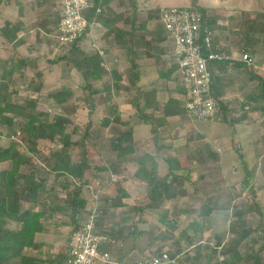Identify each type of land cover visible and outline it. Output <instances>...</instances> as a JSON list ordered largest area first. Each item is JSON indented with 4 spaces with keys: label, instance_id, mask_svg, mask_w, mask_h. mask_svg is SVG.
<instances>
[{
    "label": "trees",
    "instance_id": "1",
    "mask_svg": "<svg viewBox=\"0 0 264 264\" xmlns=\"http://www.w3.org/2000/svg\"><path fill=\"white\" fill-rule=\"evenodd\" d=\"M112 1L95 0V5L85 14L90 22L100 24L104 28V35L107 36V39L105 40L106 46L102 51L86 52L85 48L81 46L82 41L87 39L86 34L72 44L60 45L62 49L58 58L67 60L72 68H76L81 73L84 80V85H82L84 101L88 104L85 106L89 108V111L86 129L80 138L76 140L73 138L78 133L77 129L68 131V125L71 122L69 116L78 108V105H72V108L67 105L71 97L69 87L62 85L59 91L50 95L54 104L60 106L65 112L48 114L36 109L38 98L27 97L22 102L11 101L8 93L9 84L0 77V127L6 126L12 132L11 137L19 135L18 140L20 143L29 145L30 152H37L39 141H47L53 144L50 157L53 159V164L47 170L44 168L36 170L33 158L16 150L17 145L20 144L17 140L10 141L8 146L0 145V164L8 163L4 168H0V264H69L72 236L80 229L87 214L88 200L83 197V189L88 187L92 180L87 177L88 173L97 180V185L93 189L95 194L100 189L108 188L112 183L116 186L119 185L112 176L115 173H120L121 167L117 164L104 165L98 163L93 165L87 151V143L92 138L90 132L93 126L91 115L97 110V98L102 95V92H106L108 98L125 92L128 104L136 111L135 117H137L138 122L151 128L154 145L157 149L154 154L138 153L133 142V121L123 119L119 106L109 107L111 113L105 117L104 125L117 124L120 127H128L117 131V135L111 142L112 152L115 153V158L124 165H135L134 179L143 184L146 196L149 198L144 207L131 206L122 220H127L130 215L134 214L143 221L142 215L147 210L160 209L165 202L175 199L177 196L184 197L187 195L184 182L190 180V171L182 166L181 156L169 157L161 154L163 149L169 147L162 143L161 128L164 126L174 127V124L177 126L178 123H174L170 119L188 114L182 101L184 90L175 74L177 65L172 63L171 58H163L165 52L159 46H156V49L152 48L151 41L141 34L142 31L147 30L148 17L142 18L140 16L141 10L137 0H124L128 2L129 6V9L124 12L110 10L109 5ZM4 3L7 4L8 0H0V6ZM190 7L201 13L203 25H208L216 30L217 28L224 29V27L217 25L219 17L213 9L200 7L197 0H191ZM256 19L257 21L247 28L242 24L245 39L243 47L246 49L252 47L250 52L254 58V64L261 66L264 63V50L260 52L258 47L253 48L258 39L250 34L258 37L264 33V14H257ZM120 22L123 23L122 28L118 27ZM44 23H47L46 34L56 32L59 17ZM37 24L40 25L38 22ZM21 26L20 23L14 26L6 21L2 28L4 36L10 41L19 39L18 33ZM90 30L91 28H88L87 31ZM53 44L58 45L57 42ZM116 48L123 51L129 66L124 72L113 69L110 72L111 76L108 82H105L102 88H98L97 84L99 82L102 84L103 77L109 74L105 67L106 56L112 49ZM229 53L231 52L229 51ZM73 55H77V57L73 58ZM141 55L146 58L153 57L158 68L159 76L147 84L142 83V68L136 62ZM229 65L245 69L249 67V64L237 60L216 61L210 65L213 74V92L220 104L218 115L214 121L235 124L241 119L238 118V115L231 113L232 110L228 108V105L223 104L216 87V83L219 82L217 71L225 69ZM25 67H28V60L20 59L18 62L11 63L10 69L4 74H8L7 77L10 80L18 71L23 75L25 71L23 68ZM248 74L250 80L259 81L257 91H254L249 97L253 101L252 107L256 111L264 112V76L256 71H250ZM162 92L171 95L167 100H163ZM242 106L244 108L247 105L242 102ZM76 148L79 149L77 160L73 158ZM240 149L239 147L238 150ZM187 156L191 161L197 158L195 153H189ZM241 157L243 158L242 154ZM198 159L204 163L207 162L204 154L200 153ZM161 161L167 164V172L164 175L159 170ZM260 166L264 167V161L260 163ZM255 169L257 167L254 168L253 172V169L245 164V176L239 183V186L249 191L252 203L248 206L240 201L233 203L230 217L232 216L234 220L228 224L227 229L220 232L215 228V220L212 219L218 212V207L210 204L201 205L198 215H195L196 209L190 211L175 208L173 219H169L168 211L164 210L160 220L163 225L174 231L178 229L180 215L185 213L187 216L195 217L181 230L178 237H172L167 229L156 226L157 236L153 240L167 241L172 246L168 250L159 249L152 253L144 251L142 256L149 257L152 254L167 251L172 256L180 255L178 264H184V261L188 264H243L242 262H245L244 264H264V257L262 256V252H264V211L263 205L258 201V189L253 184L257 179ZM185 173H189L188 176ZM51 176L53 183L49 185ZM120 189L121 193L105 200L110 202L113 207L126 206L122 200L128 198L129 193L123 188ZM63 192H67L66 197H61L60 194ZM234 198L237 200V197ZM101 213L103 211H101L99 204L97 229L99 232L108 235L99 224ZM251 215H254L257 220L255 227L249 223ZM54 218L59 220L56 224L72 227L64 250L53 253L47 249L45 258L28 253V249H38L45 246V242L37 243L35 236L42 233L46 222ZM137 222L140 221L133 220V227L137 226ZM116 225L119 226L120 231L126 226L121 222H117ZM136 226L127 234L128 237L135 240L145 234L144 230H140ZM259 230H261V235H254V232ZM206 231L210 234L206 237L204 244L201 240H204ZM228 233L234 235V238L229 241L225 237ZM213 240L215 245L211 246L210 242ZM225 240L227 241L225 244L230 248L229 252L233 253V258L212 261L210 256L217 254L216 245ZM256 243L260 245L259 249H256ZM240 247L245 248L247 254L242 255L238 252ZM106 248L118 256L115 264H134L125 262L126 255L123 254L121 245L117 247L115 244H110ZM115 248L119 251H116ZM183 251L187 254L186 258L181 255Z\"/></svg>",
    "mask_w": 264,
    "mask_h": 264
},
{
    "label": "rangeland",
    "instance_id": "2",
    "mask_svg": "<svg viewBox=\"0 0 264 264\" xmlns=\"http://www.w3.org/2000/svg\"><path fill=\"white\" fill-rule=\"evenodd\" d=\"M10 1L12 3H4L0 6V77L9 84L8 93L10 99L13 102H22L27 97L32 99L38 98L39 101L36 107L38 111L48 114L64 113L65 110L63 111L60 106L55 105L50 95L59 91L62 85H66L71 91V97L67 103L68 107L72 108V105H78V108L69 116L71 122L68 125V131H72L74 128L77 129L78 133L73 137L76 140L85 132L88 122L89 108L85 106L88 104L84 101L85 96L82 88L84 80L81 73L76 68H72L67 60L58 58L62 48L59 43L58 45L53 44L57 42L55 36H53L54 31L52 34H46L47 23H44L45 21H52L50 20V14H38L40 13V9L45 5H49V7H56L57 5L59 12V1L56 3L50 1L48 3V0H44V2L43 0H28L29 2L27 0H17L20 5L15 4V0ZM29 3L34 5L35 14L36 11L38 14L36 15L38 17L36 22L40 23L44 32L43 30H38L37 27L35 29L32 28L34 26L33 20L27 21L22 18L23 13H25V7ZM197 4L204 9H213L215 14L218 15L219 20L217 25L224 27V29L217 28V41L222 43L228 52L230 51L237 57H240V54L243 52L252 54L250 52L252 51V47H247V49L243 47L245 39L243 37L244 30L242 24L247 28L257 21V14H264V0H197ZM138 5L140 7L146 6L147 8L140 11L142 18H155L156 12L160 8L158 5L163 7L191 6V0H138ZM22 7L23 9L21 10ZM109 9L115 12L127 11L129 9L128 2L113 0L109 5ZM6 21H9L14 26L19 23L24 26H21V36H19V39L10 41L4 36L2 28ZM159 23V29L158 31H154L156 34L153 38L161 39L158 43L160 49L163 51L167 49V43L164 42V37L167 33L161 22ZM94 27H96L97 31V33L95 31L96 35L95 33L93 34L94 37H97L96 40H92L91 38L88 41V39H85L81 43V46L88 53H93L96 50L102 51L106 46L105 40L107 36L104 35V28L100 24H95ZM118 27L122 28L123 23L120 22ZM144 33L146 32H141V34L145 35ZM152 35L147 34L150 37ZM250 35L258 39L253 48L255 46L258 47L260 52L264 50V33L258 37L254 36V34ZM72 57H77V55H73ZM106 58L108 60L111 59L110 62L107 60L105 64L109 74L103 77L102 84L101 82L97 84L98 88H102L104 83L108 82L111 76L110 72L113 69L124 72L129 66L120 48L112 49ZM20 59H27L28 67L23 68L25 70L23 75L18 71L9 80L8 74L4 73L10 69L11 63L18 62ZM142 59L148 60L146 57H142ZM139 65L142 68V65ZM154 65L157 66L155 61ZM250 71H256L264 76V69H260L254 65H249L248 69L229 65L225 69L217 71L219 82L216 83V87L219 91V98L223 104L228 105V108L232 110V114L239 116L238 118L241 120L238 123L229 124L221 121H201L193 119L188 114H182L177 119H170V121L178 123L177 126L174 124V127L164 126L161 128L162 143L169 146L163 149L161 154L169 157L179 154L182 166L190 171V174L185 173L187 176L189 174L190 180L184 182V188L187 192L186 196H177L175 199L165 202L160 209L147 210L142 215L143 221L134 214L130 215L129 219L122 220V217H124L127 210L129 211L131 206L144 207L149 201L143 184L134 179L133 172L136 168L135 165H124V163L115 158V153L111 149V142L117 135V131L119 129H127L128 127H120L117 124L105 126L103 121L111 113L109 107L119 106L123 119L125 121H133V142L138 153H156L157 149L154 145L151 128L138 122L137 117H135L136 111L128 104L125 92H120L119 95H114L112 98H108L107 93L102 92V95L97 98V110L91 115L93 121L90 131L92 138L87 143L90 161L93 165L98 163L104 165L117 164L121 167L122 171L112 176L114 181L118 182V186L112 183L108 188L100 189L97 194L93 190L94 186L97 185V180L88 173L87 177L92 180L89 186L83 189V197L88 200L89 205L92 203L94 197L98 196L100 209L103 211L99 217V224L102 229L106 230L111 240L112 238L115 241L117 239V242L114 243L115 246L119 247L123 245V251L124 249L128 251L127 257H125L126 262L135 263V261L142 259L144 251L152 253L155 250H168L171 248L172 245H169L167 241L153 240L157 236L156 226L167 229L172 234V237H178L181 230L195 217L187 216L183 213L178 220V229L174 231L170 227L163 225L160 220L164 210L168 211L169 219H173L175 208L188 209L190 211L196 209L197 213L195 215H198L201 205L210 204L211 206L218 207V212L215 213L214 218L212 217V220H215V228L220 232L227 229L228 224L234 220L232 216L230 217L234 206L233 203L240 201L245 206L252 203L249 191L239 186V183L245 176V164L252 168L253 172L254 168L257 167L255 169L257 179L253 184L258 189V201L263 205L264 211V167L260 166V163L264 161V112L254 110L252 107L253 101L249 99L250 95L254 91H257L259 83L258 80H250L248 74ZM170 95L169 93H164L162 99L167 100ZM242 102H245L247 106L243 108ZM0 133V145L8 146L12 140H17L20 143L18 140L19 135L11 137L12 132L6 126L0 127ZM52 147V143L39 141L37 152H30V146L23 143L17 145L16 150L25 153V155H30L33 158L36 170L39 168L40 170L41 168L47 170L53 164V159L50 158L53 151ZM239 147L241 148L240 150H238ZM199 151L207 158L206 163L202 160L199 161ZM78 153L79 149L76 148L73 156L76 160L78 159ZM189 153H195L197 158L191 161L187 156ZM7 165L8 163H2L0 164V168H4ZM159 170L164 175L167 172V164L161 161ZM52 183L53 177L51 176L49 185ZM120 188L129 193V197L122 200L126 206L113 207L110 202L105 200L112 198L117 193H121ZM66 193H61V197H66ZM234 197H237V200ZM35 207L37 208V205ZM134 219L140 221L135 226L145 231V234L136 240L127 236L128 232L135 227H133ZM249 220L250 225L255 227L257 220L254 218V215H251ZM58 221L57 218H54L46 222L44 231L35 236L36 242H45V246L38 249H28V253L45 258L47 249H50L53 253L64 250L72 227L56 224ZM117 222L126 225L122 231L116 225ZM12 226L15 227V225ZM205 234L204 240H201L204 244L210 232L206 231ZM254 235H261V230L256 233L254 232ZM225 237L229 241L231 238H234V235L228 233ZM225 242L227 241L225 240L221 244L216 245L217 254L210 256L212 261H223L227 258H233V253L229 252L230 248L229 246L227 247ZM210 243L211 246L215 245L214 240ZM134 246L135 249L132 250ZM255 247L259 249L260 245L256 243ZM115 250L119 251L116 248ZM238 252L244 255L246 249L240 247ZM110 254L111 261L107 264H115L118 256L114 255L113 252H110ZM181 255L185 256V258L187 257L184 251L181 252ZM262 256L264 257V252H262ZM242 263L244 264L245 262ZM184 264L188 263L184 261Z\"/></svg>",
    "mask_w": 264,
    "mask_h": 264
},
{
    "label": "built area",
    "instance_id": "3",
    "mask_svg": "<svg viewBox=\"0 0 264 264\" xmlns=\"http://www.w3.org/2000/svg\"><path fill=\"white\" fill-rule=\"evenodd\" d=\"M95 5V0H59V23L53 33L57 43L69 45L86 34L89 36L95 23L86 17V12ZM158 19L167 35L169 53L177 65L176 76L184 93L182 101L190 117L195 120L214 121L220 104L213 92L211 64L216 61L237 60L254 65L248 52L240 57L229 53L216 40V29L203 25L200 12L190 6H164L158 10ZM88 28L91 30L88 32ZM52 34V33H51ZM85 220L72 236L69 264H107L111 254L107 250L110 237L97 229L99 201L96 195L87 208ZM180 255L172 256L167 251L144 257L134 264H178Z\"/></svg>",
    "mask_w": 264,
    "mask_h": 264
},
{
    "label": "crops",
    "instance_id": "4",
    "mask_svg": "<svg viewBox=\"0 0 264 264\" xmlns=\"http://www.w3.org/2000/svg\"><path fill=\"white\" fill-rule=\"evenodd\" d=\"M54 2V3H56V2H58L59 0H48V3L49 2ZM138 1V0H137ZM27 2H29L28 0H27ZM43 2H44V0H43ZM10 3H12L10 0L8 1V4H10ZM15 4H19L20 5V3L17 1V0H15V2H14ZM31 5V6H30ZM44 5H45V3H44ZM18 6V5H17ZM16 6V7H17ZM46 6V7H45ZM45 6H43L41 9H40V13H38V14H41V13H44L45 15H48V14H50L49 16H50V20H54V18L55 19H57L59 16V12H58V6L56 5V7H53V6H50L49 7V5H45ZM34 7V5L33 4H31V3H29V5H26V7H25V10H24V12L25 13H23V17L22 18H24V20L26 19L27 21H31V20H33L32 22H34V26L32 27L33 29H35V27H37L38 28V30H40V31H42L43 29H42V27L40 26V25H38L37 24V18L38 17H36V15H38L37 14V11H36V14H35V9L33 8ZM158 7H163V6H161V5H158ZM23 9V7L21 8V10ZM27 9V10H26ZM139 9L140 10H143V9H147L146 8V6L145 7H140L139 6ZM159 10V9H158ZM20 12V11H19ZM29 12V13H28ZM143 13H145L144 11H143ZM142 13V14H143ZM56 14V15H55ZM44 18H45V16H44ZM43 19V18H42ZM160 21H159V19H158V14H157V12H156V17L155 18H150V17H148V26H147V30L145 31L146 33H144L145 34V37H146V39L147 40H150L151 41V43H152V48H155L156 49V46H159V48H160V45H159V43H158V41H160L161 39L159 38V39H155V38H153V37H155V34L156 33H154V31H158V29H159V26H160V23H159ZM22 27H24V26H22ZM96 27H94L93 28V30H92V32H91V34L89 35V36H87V39H88V41H90L89 39H91L92 38V40H96V38L97 37H94V33H95V31H96V29H95ZM151 30H153V31H151ZM43 32H44V30H43ZM96 33H97V31H96ZM96 33H95V35H96ZM150 34V35H152L151 37L150 36H147V34ZM18 36H21L20 35V32L18 33ZM90 37V38H89ZM20 38V37H19ZM91 40V41H92ZM164 42L165 43H167V49H165V50H163L164 52H165V54H164V56H163V58H167V53H169V47H168V40H167V37L165 36V39H164ZM106 44V43H105ZM104 49V48H103ZM147 59L148 60H146V59H142V55L140 56V58H138L137 59V62H139V64H141L142 65V72H143V74H142V83L143 84H147L148 82H150V79H152V80H154V79H156L158 76H159V73H158V68H157V66H155L154 65V61H155V59L153 58V57H147ZM108 60V59H107ZM150 60V61H149ZM109 62L111 61V59H109L108 60ZM142 61V62H141ZM151 80V81H152ZM165 92H162V95L164 94ZM165 94H168L167 92L165 93ZM178 118V117H177ZM176 118V119H177ZM177 156L179 155V154H176ZM176 155H173V156H176ZM131 166H133L132 164H131ZM129 167V166H128ZM123 168V167H122ZM131 168H133V167H131ZM135 170V169H134ZM112 240H113V242H112ZM112 240H111V242L109 243V244H107L106 246L108 247L110 244H114L115 242H117V239H116V241L112 238ZM123 246V245H122ZM123 248V247H122ZM135 249V246L132 248V250H134ZM126 249H124V251H123V254H125L126 255V257H127V252L128 251H125ZM143 258V257H142ZM139 260H141V259H139ZM139 260H137V261H139ZM137 261H135V262H137ZM125 262H126V258H125ZM126 263H128V262H126Z\"/></svg>",
    "mask_w": 264,
    "mask_h": 264
}]
</instances>
